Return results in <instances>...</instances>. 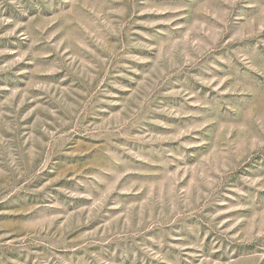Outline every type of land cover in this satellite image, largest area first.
Returning <instances> with one entry per match:
<instances>
[{
    "label": "rangeland",
    "instance_id": "1",
    "mask_svg": "<svg viewBox=\"0 0 264 264\" xmlns=\"http://www.w3.org/2000/svg\"><path fill=\"white\" fill-rule=\"evenodd\" d=\"M0 264H264V0H0Z\"/></svg>",
    "mask_w": 264,
    "mask_h": 264
}]
</instances>
